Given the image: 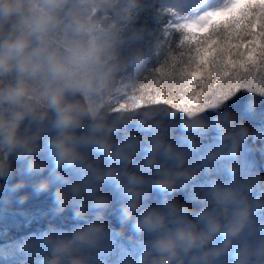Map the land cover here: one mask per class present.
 Segmentation results:
<instances>
[{
	"label": "clouds",
	"instance_id": "obj_1",
	"mask_svg": "<svg viewBox=\"0 0 264 264\" xmlns=\"http://www.w3.org/2000/svg\"><path fill=\"white\" fill-rule=\"evenodd\" d=\"M142 3L0 0V181L20 175L14 192L34 180L74 221L20 251L34 264H107L123 235L113 211L129 233L116 264H264V175L246 158L244 122L258 101L239 113L113 102L150 57L132 23ZM161 8L191 13L188 0Z\"/></svg>",
	"mask_w": 264,
	"mask_h": 264
},
{
	"label": "trees",
	"instance_id": "obj_2",
	"mask_svg": "<svg viewBox=\"0 0 264 264\" xmlns=\"http://www.w3.org/2000/svg\"><path fill=\"white\" fill-rule=\"evenodd\" d=\"M159 0H143L137 15L132 21V23L137 28H142L144 30V42L150 49V57L148 59V64L143 70V73L138 77L133 79L132 87H129L127 94L128 95H138L141 91L145 94L151 93L155 94L157 90H163L165 95L171 96L176 95L177 99H180V92L183 90L185 84V77L182 76V72L186 69L192 68L193 57L196 56L197 46L204 47L203 41L206 37L211 35V24L207 25L205 29H194L193 39L191 44L188 42V34L179 28L178 26L166 25L168 21V12H165L161 8ZM261 1V0H260ZM264 1V0H262ZM258 2L253 0H246L245 3L235 12L230 13V15L219 16L215 19H211L212 22L217 24V26L231 23L234 19L240 18L241 13L245 10V7L249 4L255 5ZM255 9V8H254ZM253 15L249 19H253L256 13L259 12L249 10ZM244 23H247L245 21ZM258 28H259V21ZM243 25H241V28ZM254 31V29H253ZM249 35L245 34L241 37L247 38ZM213 39H218V36H212ZM249 38V37H248ZM240 39V40H241ZM199 42V43H198ZM233 43H237L235 40ZM248 52L250 49L246 46L240 47L238 51ZM247 54V53H246ZM247 71L241 70L242 72V82L249 78V74L261 75L264 72V62H262L259 56H256L255 65H247ZM217 77L214 73L210 79L197 80L194 84L191 85L192 90L207 92L212 86V82H216ZM235 78L229 79L227 77L223 78L222 88L225 90L229 84L234 82ZM176 90L175 92L173 90ZM148 90V91H147ZM187 95V93H185ZM124 102V101H123ZM161 106L167 108L169 105L160 104ZM250 138V149H253L259 152L256 156V159L260 161L261 167L257 170L261 175H264V159L261 156L260 151L258 150V144H260V139L257 140ZM155 195V194H154ZM191 207L196 208L197 205L193 204ZM71 210V209H70ZM69 210V212H70ZM108 217H111V226L117 231H123L121 235L122 239L128 241L129 233L127 230H121L120 225L116 219V216L113 211H110ZM72 211L69 215L64 216H53L50 215L47 219H39L38 227L33 229H39V227L47 228L50 224H54L60 227H69L73 224ZM9 238V239H8ZM8 238L1 239L0 244V259L3 258H15L17 254L22 253L20 251L21 245H18L15 242L16 236L8 235ZM9 258V259H10ZM7 262V261H6Z\"/></svg>",
	"mask_w": 264,
	"mask_h": 264
},
{
	"label": "snow or ice",
	"instance_id": "obj_3",
	"mask_svg": "<svg viewBox=\"0 0 264 264\" xmlns=\"http://www.w3.org/2000/svg\"><path fill=\"white\" fill-rule=\"evenodd\" d=\"M163 3L164 0H160V4ZM188 3L195 19L190 23L178 24L177 26L188 34L189 44L192 42L193 32L196 28L211 24V35L203 41L204 47L197 46L195 50L196 56L193 57L194 68H186L182 72V76L186 79L183 90L180 92V99H177L176 95H165L163 90H157L154 95L151 93L145 94L143 91L139 95H128L125 89L120 88L113 100L118 105L117 109L124 105L135 108L146 104L160 105L163 103L170 105L171 109L177 110L180 113L196 110L206 111L209 107H213L217 103L227 100L234 88L249 87L248 83L242 82L241 70L246 72L247 65H255L257 55L264 62V43L257 44L256 40L257 35L264 39V3L247 5L241 13L240 18L234 19L231 23L219 26L211 21L212 12L207 11V9L212 8L215 10L221 6L226 8L228 7L229 0H188ZM252 8L259 10V33L253 31L256 24L253 19H249L253 15L249 11ZM163 11L175 16L170 9ZM175 17L177 20H181L179 17ZM245 21L247 23H244ZM241 25H243L242 28ZM245 34L252 36L251 43L253 45L247 54L243 51H238L240 48L239 43L232 42L233 40L239 41ZM212 36H218L220 38L212 39ZM257 48L259 49L258 52ZM213 73L221 79L225 77L229 79L235 78L234 82L229 84L225 90L218 92L192 90L191 85L197 79H210ZM221 79L216 80L217 85L221 83ZM173 91L175 92L176 90L174 89ZM261 91H264V89H261ZM232 102L234 106L239 108L242 98L237 97ZM246 158L251 162L247 148ZM109 246L118 249V251L123 249V245L116 244L115 238L109 242Z\"/></svg>",
	"mask_w": 264,
	"mask_h": 264
},
{
	"label": "rangeland",
	"instance_id": "obj_4",
	"mask_svg": "<svg viewBox=\"0 0 264 264\" xmlns=\"http://www.w3.org/2000/svg\"><path fill=\"white\" fill-rule=\"evenodd\" d=\"M245 1L246 0H229L228 7L225 8L221 6L215 10L212 8H208L207 11L212 12L211 19L213 20L221 15L226 16V15H230V13H235L243 5V3H245ZM253 1H256L258 3H264V1L262 0L261 1L253 0ZM158 2L160 4V0ZM252 10L255 12L258 9L252 8ZM167 17H168V21H166V25L168 24L170 26H176V27L178 24L190 23L195 19L193 12H191L188 15V18L181 20H177V18L175 16H172L170 13H168ZM253 20L256 24L254 31L256 33H259L260 29L258 28V23H257L259 21V12L256 13L255 17H253ZM206 26L207 25L200 27V29L203 30L206 28ZM248 37L243 38L236 42L240 44V47L246 46L247 48L251 49L253 47L251 43L252 36L249 35ZM256 40H257V44L264 43V39H262L258 35L256 37ZM246 50L247 49H245L244 51L245 53H247ZM258 51L259 49L257 48V52ZM191 66L192 68H194V62H192ZM144 68H146V66ZM143 70L136 76L123 81L119 85V87L120 86H121L120 88L124 87L123 89H125V91L128 92L129 87H132L134 83L133 79L138 77L140 74H142ZM247 76H249V78L244 80L243 82L248 83L249 87L234 88L229 98L225 100L224 106L227 109L239 113L240 110L243 108L245 102L248 101L249 99H255L258 101V107L255 113L250 117H247L244 122L248 125L250 129L249 137L255 140H257V138L260 139V144H258V150L260 151L261 156L264 159V91H261V89H264V72L261 75H259V77L257 76V74L254 75L249 74ZM197 80H201V79H197ZM222 82H223V78L221 79V83L219 85H217L216 82H212V86L209 88V90H207V92L222 91L223 90ZM237 97L242 98V102L240 103L239 108L234 106L232 102ZM116 107H118V105H116ZM167 108L172 111H176L177 113H180L177 110L171 109L170 105ZM249 137L246 145V148L248 149L249 159L251 163L255 166V168L258 169L259 167H261V165H260V161L256 159L255 155H257L259 152H257L256 154L255 150L250 149ZM22 179L23 178L20 175L14 173L7 181H0V244H1V239L8 238V235H14L16 236L15 242L18 245L22 246L26 242H29L33 236L38 235L42 230L45 229L43 227H39V229H33L40 225L38 224L39 219L41 218L47 219L52 214L53 216H59V217L61 215L67 216L72 211L69 208L60 215H54L51 190L39 194L35 193L33 190L34 180L32 179L26 180L22 187L18 188L14 192H10L9 186L17 184ZM184 196L185 194L183 193L177 194V198L180 199L182 202L184 201ZM108 219L110 220L112 218L108 217ZM115 240L117 245H123V246H126L128 242L126 240L124 241L121 235L115 237ZM114 249L115 251L107 258V261L110 264H116L117 257L114 260L113 257L115 256L113 255L115 254V252L118 253V249L116 248ZM24 254L25 253H23V255ZM9 258L5 257L3 258L4 260L0 259V264L8 261Z\"/></svg>",
	"mask_w": 264,
	"mask_h": 264
},
{
	"label": "bare ground",
	"instance_id": "obj_5",
	"mask_svg": "<svg viewBox=\"0 0 264 264\" xmlns=\"http://www.w3.org/2000/svg\"><path fill=\"white\" fill-rule=\"evenodd\" d=\"M124 84H125V83H124ZM124 84H123V85H124ZM120 87H121V86H120ZM123 88H124V87H123Z\"/></svg>",
	"mask_w": 264,
	"mask_h": 264
}]
</instances>
